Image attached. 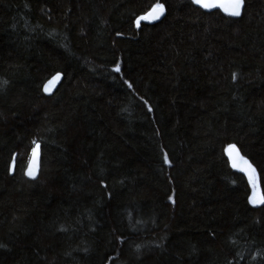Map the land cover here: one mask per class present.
<instances>
[{
  "label": "trees",
  "instance_id": "16d2710c",
  "mask_svg": "<svg viewBox=\"0 0 264 264\" xmlns=\"http://www.w3.org/2000/svg\"><path fill=\"white\" fill-rule=\"evenodd\" d=\"M231 147L264 196V0H0V264H264Z\"/></svg>",
  "mask_w": 264,
  "mask_h": 264
},
{
  "label": "snow or ice",
  "instance_id": "6c2138e0",
  "mask_svg": "<svg viewBox=\"0 0 264 264\" xmlns=\"http://www.w3.org/2000/svg\"><path fill=\"white\" fill-rule=\"evenodd\" d=\"M191 2L195 5H198L200 8H203V9L221 8L226 12L227 15L232 16V17H239L241 15V9H242L244 0H230L228 4L217 3L215 2V0H191ZM164 11H165V8L163 4H160V3L155 4L152 10L149 13H147L146 16H141L137 19L136 21L137 26L139 27V22L141 20L148 19L149 21H151V20L159 19L160 15H162ZM115 70L119 71V68L117 67ZM33 154L35 155V149L33 150ZM239 159L243 164V166L239 167V171L244 172L245 175H247L249 184L253 189V193L249 197V203L256 204L258 202L260 204H264V196H261L256 191L257 181H256L255 169L252 168V166L248 163V161L245 160L242 156L239 157ZM164 162L165 164L169 163L167 156L164 157ZM233 167H237V164L235 161L233 162ZM26 174L32 178H35L34 161L30 162V170ZM169 199H171V197H169Z\"/></svg>",
  "mask_w": 264,
  "mask_h": 264
},
{
  "label": "water",
  "instance_id": "95a60500",
  "mask_svg": "<svg viewBox=\"0 0 264 264\" xmlns=\"http://www.w3.org/2000/svg\"><path fill=\"white\" fill-rule=\"evenodd\" d=\"M215 2L222 3V4H228L230 2V0H215ZM203 10L209 11V12H212V11H223V12H225L221 8L203 9ZM163 15H164V13L162 15H160L159 19H156V20L149 21L148 19H145L144 22L148 23V24L156 23L162 18ZM61 80H62V76L60 74L51 77L43 86V89H42L43 94L47 97L52 96L53 93L58 88V86L60 85ZM34 149H35V155L33 154ZM226 155H227L230 167L234 171L243 174L248 179L247 175H245L244 172L239 171V167L243 166V164L239 159V157H241V155L239 154L237 149H235L233 147L229 148L226 152ZM33 161H34V168H35V178H32L26 174L30 170V162H33ZM234 161L236 162L237 167H233ZM39 169H40V147H39V144H35L32 151H31L27 166H26L24 173H23L24 178L28 181H35L38 178ZM13 170H14V161L11 163V167H10V173L11 174H13Z\"/></svg>",
  "mask_w": 264,
  "mask_h": 264
},
{
  "label": "rangeland",
  "instance_id": "374dc122",
  "mask_svg": "<svg viewBox=\"0 0 264 264\" xmlns=\"http://www.w3.org/2000/svg\"><path fill=\"white\" fill-rule=\"evenodd\" d=\"M144 22V20H141L139 23Z\"/></svg>",
  "mask_w": 264,
  "mask_h": 264
}]
</instances>
